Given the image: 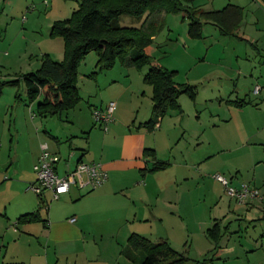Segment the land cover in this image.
Masks as SVG:
<instances>
[{
  "label": "crops",
  "instance_id": "1",
  "mask_svg": "<svg viewBox=\"0 0 264 264\" xmlns=\"http://www.w3.org/2000/svg\"><path fill=\"white\" fill-rule=\"evenodd\" d=\"M31 1L0 0L1 77L24 79V74L41 67L46 54L60 61L59 50L43 45L57 41L49 36L52 26L49 33H43L36 23L41 16L21 15L33 8ZM228 4L241 7L244 13L241 25L228 36L256 41L263 30L257 24L264 19V0H227L223 7L209 11ZM249 12L254 19L250 23ZM249 24L254 28H248ZM186 37L196 39L189 31ZM253 44L259 52L253 59L196 63L186 66L185 72L175 63L162 62L165 54L160 45L148 52L156 63L177 69V82L196 89L195 97L181 94L180 108L169 110L153 129L148 125L153 87L144 80L149 68L144 71L117 62L101 69L98 54L90 52L78 75L81 99L88 95L90 110L82 105L72 121L63 120L64 112L54 115L59 117L57 129L47 119L49 131L43 133L34 123L22 128L31 139L32 158L24 172L19 163L6 169L5 176L10 172L13 179L0 182L19 185L22 196L14 213L3 214L10 224L3 233L8 249L0 252V264H111L104 256H91L98 238L114 242L128 258L123 249L133 233L153 241L166 239L196 264L205 256L210 258L205 264L214 260L264 264V197L238 202L215 177L223 174L237 188L250 184L264 196V49ZM256 86H261L258 92ZM40 99L32 102L36 111ZM109 102L116 107L114 120L105 130L93 122V110ZM44 143L61 157L60 174L75 169L81 160L97 162L108 181L90 190L74 180L70 191L58 199L50 189L37 194L30 186L37 181L35 164ZM147 149H154L155 155L147 156ZM157 162L167 166L152 170ZM32 213L36 219L23 218ZM216 225L221 234L218 243L208 234Z\"/></svg>",
  "mask_w": 264,
  "mask_h": 264
},
{
  "label": "trees",
  "instance_id": "2",
  "mask_svg": "<svg viewBox=\"0 0 264 264\" xmlns=\"http://www.w3.org/2000/svg\"><path fill=\"white\" fill-rule=\"evenodd\" d=\"M186 12L190 17L189 35L201 38L205 23L217 25L223 34H234L244 19L243 9L228 4L217 11L190 10L181 0H80L79 8L72 16L53 23V36L65 40V57L56 61L46 54L41 67L23 75L29 102L37 103L40 115H62L75 108L81 100L78 87L79 67L86 56L95 51L101 69L112 68L117 62L127 67H148L144 80L153 87V114L148 122L151 129L171 109H179V97L186 93L195 97L196 89L188 83L176 81L177 71L170 70L154 61L147 49L165 27L169 13ZM129 14L143 17L140 25H121L119 19ZM19 82L18 79L10 82ZM146 155H155L147 149ZM165 162H157L152 170L163 169ZM23 218L36 219L37 214ZM209 236L218 243L221 234L218 225L208 230ZM123 253L134 264H191L185 252L179 251L166 240L153 241L147 236L133 233ZM205 256L195 260L205 264Z\"/></svg>",
  "mask_w": 264,
  "mask_h": 264
},
{
  "label": "rangeland",
  "instance_id": "3",
  "mask_svg": "<svg viewBox=\"0 0 264 264\" xmlns=\"http://www.w3.org/2000/svg\"><path fill=\"white\" fill-rule=\"evenodd\" d=\"M32 1L33 8L27 11L24 9L21 15L26 14L29 16L33 13L34 16H39V18L41 16V19L37 20L36 23L40 27L38 31L42 29L41 31L43 33H49V29L53 26V24H49L51 21L54 23L57 20H64L71 17L80 5V0H52L48 4L43 3L42 0ZM181 2L190 10L195 9L202 12L223 7L227 3V0H181ZM1 12L0 8V14ZM46 16H48V19H46ZM251 19L254 20L252 12H249L247 22L250 23ZM142 20L143 17L124 14L120 17L119 22L121 25L137 26L140 25ZM190 21V17L186 12L167 14L164 29L158 34V39L148 47L149 49L147 51L152 53L153 49L158 48L160 45L159 48L162 54H165L162 62L175 63L180 67V71L185 72L187 70H184L186 66H193L196 63H206V65L212 63L230 64L238 60L242 61L244 60L242 58L245 57L247 59H253L259 54L253 42L262 51L264 49V19H261L259 24L256 23L257 27L263 30L259 33L260 37L252 42L242 36L222 35L218 31L219 28L212 23L204 24L203 36L200 39H189L186 36ZM47 25L49 26L47 27ZM248 28H254V24H249ZM49 36L51 37L53 35L49 34ZM53 37L57 41H47L43 45L56 52L59 50L61 54H59L58 59L63 60L65 57V40L59 35ZM185 41L187 44H185ZM88 56L86 57L89 59L90 57ZM11 80H15V78L0 76V182L5 178H8L7 181L13 179L10 172L7 173V177L5 176L6 169L13 167V164L19 163L21 171L24 172L30 163L32 157L29 151L33 146L29 136L23 134V126L26 124L30 126L31 123H34V125L39 127L40 132L43 133L46 129L49 131L45 126V120L48 119L51 125H54L55 129L58 127V123L56 122L59 120V117L54 115L48 117L38 115L36 103L30 104L31 102L26 100L28 97L24 79L19 82H10ZM80 84L83 85V81H80ZM81 87L83 89V86ZM87 99L88 95L84 94L83 99L79 101V104L75 108L64 112L63 120L72 121V117L75 116L76 111L79 113L82 105L89 109ZM93 122L95 123L94 117ZM19 129V133L23 135L21 140L17 138ZM20 199H22V196L19 185L16 184L14 187H11L9 184L2 185L0 183V252L3 254L8 249L6 247L8 243L2 241L3 233L7 225L10 224L7 223L8 219L3 214L7 213L11 215L14 213ZM97 242L98 244L92 247L91 256H104L111 264H134L133 261L121 254V248L114 242L112 244H109L107 241L101 242L99 238ZM9 248L13 250L14 245L11 244ZM191 264L196 263L192 262ZM208 264H219V262L214 260Z\"/></svg>",
  "mask_w": 264,
  "mask_h": 264
},
{
  "label": "built area",
  "instance_id": "4",
  "mask_svg": "<svg viewBox=\"0 0 264 264\" xmlns=\"http://www.w3.org/2000/svg\"><path fill=\"white\" fill-rule=\"evenodd\" d=\"M52 0H44L45 4ZM261 86H256L258 92ZM115 102H109L105 108H95L93 116L95 124L107 130L108 126L114 120ZM157 124V123H156ZM61 157L52 153L46 143L42 144L41 154L38 162L35 164L37 181L30 186V189L37 194H42L44 190L50 189L53 197L58 199L63 194L70 191L74 180L82 188L90 190L96 189L108 181V174L102 165L97 162L79 161L75 169L64 174L58 171V164ZM215 177L226 187L227 193L238 202L245 203L253 198H263L259 188L250 184H243L240 188L230 185L229 179L223 174H216ZM75 218L72 219L74 221Z\"/></svg>",
  "mask_w": 264,
  "mask_h": 264
}]
</instances>
